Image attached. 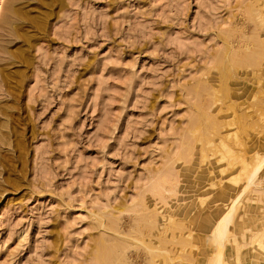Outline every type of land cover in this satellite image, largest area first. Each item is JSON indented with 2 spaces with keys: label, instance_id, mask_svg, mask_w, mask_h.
I'll return each instance as SVG.
<instances>
[{
  "label": "rangeland",
  "instance_id": "1",
  "mask_svg": "<svg viewBox=\"0 0 264 264\" xmlns=\"http://www.w3.org/2000/svg\"><path fill=\"white\" fill-rule=\"evenodd\" d=\"M152 263L264 264V0H4L0 264Z\"/></svg>",
  "mask_w": 264,
  "mask_h": 264
},
{
  "label": "bare ground",
  "instance_id": "2",
  "mask_svg": "<svg viewBox=\"0 0 264 264\" xmlns=\"http://www.w3.org/2000/svg\"><path fill=\"white\" fill-rule=\"evenodd\" d=\"M4 6V0H0V10L1 8ZM230 211V210H229ZM230 217H231V213L229 212L228 214H226L222 220V223L220 224V226L217 228V231L218 232H221V231H225L229 222H230ZM216 232V231H215ZM151 252V251H150ZM153 252H151L152 254ZM99 255V253H98ZM103 256V255H102ZM107 261V260H106ZM109 262V260H108ZM114 262V261H113ZM166 263V262H165ZM153 264V263H152Z\"/></svg>",
  "mask_w": 264,
  "mask_h": 264
}]
</instances>
